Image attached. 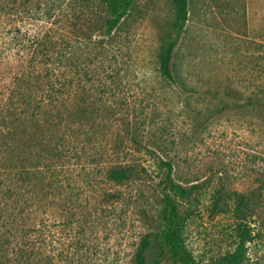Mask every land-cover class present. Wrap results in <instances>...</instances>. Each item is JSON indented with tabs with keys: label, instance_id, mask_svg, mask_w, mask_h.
Instances as JSON below:
<instances>
[{
	"label": "rangeland",
	"instance_id": "1",
	"mask_svg": "<svg viewBox=\"0 0 264 264\" xmlns=\"http://www.w3.org/2000/svg\"><path fill=\"white\" fill-rule=\"evenodd\" d=\"M48 4L63 10L60 23L46 15ZM20 6L0 12V181L16 182L22 168L34 179H52L50 166L64 171L33 198L54 203L33 244L31 213L16 219L4 207L16 203L0 199V264H31V248L38 253L32 264H136L144 237L151 241L146 264H181L160 237L162 161L173 163L176 183L198 186L182 208L197 264H217L235 250V204L225 199L233 192L257 196L244 264H264V0H188L173 82L162 76L159 56L179 24L175 0H135L110 36L102 0ZM36 33L67 43L55 47L67 54L64 74L53 76L65 84L61 118L48 98L44 113L31 118V84L46 87L42 76L57 56L46 65L38 55L31 77ZM114 164L133 167L132 179L112 182ZM16 250L24 256L15 258Z\"/></svg>",
	"mask_w": 264,
	"mask_h": 264
},
{
	"label": "trees",
	"instance_id": "2",
	"mask_svg": "<svg viewBox=\"0 0 264 264\" xmlns=\"http://www.w3.org/2000/svg\"><path fill=\"white\" fill-rule=\"evenodd\" d=\"M17 1L18 0H14V4L12 5L0 2V12L4 11V14L8 13L7 15H9L12 12L19 11L21 7L20 5L30 2L31 0H19L22 1L21 4ZM102 1L106 6V12L108 14V18L106 19L105 35L110 36L121 24V21L129 14L135 0ZM175 4L178 9L179 24L175 35L170 38L165 46H163L159 56L160 72L165 79L172 82L175 81V76L172 69L173 54L188 20V0H175ZM45 8L46 15L49 17H56L58 23H60V17L63 15V10L54 4L45 5ZM53 23L54 21H52L51 24ZM39 34L36 33V35L32 36L33 40H31V77L33 76L32 70L37 68L36 66H33L34 64L38 63L36 62V60H39V58H37L38 55L42 57L40 60L43 62H41L44 64L46 63V65H48V62H50L53 56L56 54L57 56L55 59L56 62L54 61L55 63L53 64L54 67L46 69L45 74L42 76H45V78L49 79L46 83V87L31 84V118H38L42 113H44L43 102L46 98H48L47 104L49 105H57V103L59 104L57 105L58 108L56 111L58 112L56 113V116L61 118L59 108L60 104L64 103L62 94H64L65 84H62V81H60L61 83L59 86V83H57L58 81L54 80L53 76L56 74L58 76L59 73L64 74L63 71H60V65L63 64L64 56L67 54L64 53V48L57 50L55 47L60 44L61 46L67 48V43L61 40V42L55 46L56 41L53 42V35L40 36ZM75 142L72 143L73 149L77 148ZM55 148L57 150L54 152L55 156L62 158L63 149H60L59 147ZM161 167L167 170L166 179L163 184V203L165 206L163 215L164 227L160 235L162 238L163 249H168L175 262H180L181 264H197L193 255L188 250L183 236L190 213L187 210H183L182 208L184 206V202L191 198L193 191L198 188V186H193L187 189L183 185L176 183L172 178L174 167L171 161H162ZM48 170L53 173V175H51L54 176L52 179H48L47 177H41L38 179L36 177L34 179L30 169L22 168V170H20V172L17 174L18 179L16 182L7 183L6 180L0 181L2 184L0 185V199L2 202H4V200L6 201L7 198L10 201H13V203H16L15 206L9 205L5 202L4 207L6 206L7 209L9 208L10 213H13L14 216L17 215L16 219H18V217L20 218L24 216L27 213H31V244H33L37 239L33 233L37 231L38 228L46 224V213L50 207L49 204H54L52 201V203H48L47 196L44 194L40 198H33L40 196L36 195L40 189L46 188V185L51 187L52 183L54 182L60 183L59 180H62L63 177L62 172L64 169L62 170L57 166H50ZM107 174L112 182L123 184L126 181L132 179L134 175V169L130 165L114 164L108 167ZM2 187H4V189ZM59 192H61V190H59ZM113 197L115 199H119V196L117 195H113ZM215 198L216 200H220L222 195L217 193ZM255 198H257V196L252 193H250V195H243L239 192L230 193L225 197L226 200L233 201L235 204L232 212L236 219L235 234L237 241L235 250L226 254L217 264H244V262L247 260V244L253 240L252 228L250 227L249 223L251 220L250 218L253 217V212L256 208ZM258 198L261 199L262 197L260 196ZM217 205L218 203L216 201L215 206ZM150 248L151 241L148 237H144L137 247V252L135 254L136 264L147 263V253ZM21 254L22 252L16 250L15 258L24 256V252L22 255ZM36 255H38L37 251L31 248V264L36 258Z\"/></svg>",
	"mask_w": 264,
	"mask_h": 264
}]
</instances>
